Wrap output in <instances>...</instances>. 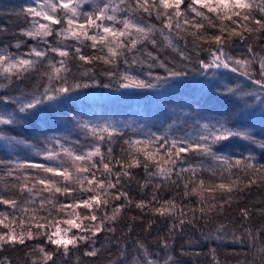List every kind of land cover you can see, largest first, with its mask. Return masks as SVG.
Wrapping results in <instances>:
<instances>
[{"label": "snow or ice", "instance_id": "6c2138e0", "mask_svg": "<svg viewBox=\"0 0 264 264\" xmlns=\"http://www.w3.org/2000/svg\"><path fill=\"white\" fill-rule=\"evenodd\" d=\"M5 16L15 17L6 24L18 30L0 24V40L13 37L0 42V149L9 157L0 159V253L23 247L25 264H84L82 257L102 254L103 264H180L175 234L202 221L213 225L200 229L203 240L230 239L250 250L232 253L245 257L237 264H264V224L213 223L264 185V0H28L0 11ZM193 84L199 108L174 106L171 123L155 131L97 114L88 103L97 88ZM211 104L224 111L204 106ZM68 108L74 115L65 114ZM256 113L260 129L240 122ZM236 140L245 152L227 150ZM132 184L144 194L151 188L150 199L134 200ZM168 185L176 191L161 199ZM193 197L196 205L185 210ZM258 203L239 209L244 221L253 210L264 218V200ZM133 205L141 215L171 220L167 234L129 244V223L116 237ZM209 251L221 264L216 249ZM0 264L13 261L0 255Z\"/></svg>", "mask_w": 264, "mask_h": 264}, {"label": "trees", "instance_id": "16d2710c", "mask_svg": "<svg viewBox=\"0 0 264 264\" xmlns=\"http://www.w3.org/2000/svg\"><path fill=\"white\" fill-rule=\"evenodd\" d=\"M28 2V0H0V11H7L12 8H18L21 5H24ZM188 0H185L187 3ZM15 21V17H0V24H5V26L9 27L10 32L14 30H18V25L15 27L12 24H6V21ZM153 23L156 21L153 19ZM13 37L11 35L4 37L0 42H5L8 40H12ZM31 43V41H29ZM239 44V42H237ZM242 47V45H240ZM238 50V49H237ZM89 54H91L92 50H87ZM166 55L175 56V53L168 50ZM162 71V70H161ZM189 79H192L189 77ZM197 79H200L197 77ZM117 92H126L130 93V95L126 96H118L113 95L110 96L109 93H117ZM131 93H139V95H133ZM95 95H102L100 97H92L91 100L88 101L89 105L96 111L97 114H106L111 116L113 119H121L127 120L129 122H133V127L137 124L146 125L149 128H152L153 131L156 130L157 127L161 125L166 126L168 123H171V118H174V113L170 111L174 106L181 104H191L193 109H198L199 106L195 103V101L200 99V91L198 85H190L183 88L172 89L165 91L164 89H152V90H132V89H100L97 88L95 90ZM205 107L212 108L218 111H224L225 106L219 104H211L204 105ZM229 110H231L230 106H228ZM191 109L185 108L184 111H190ZM66 115H74L71 111V108L65 110ZM178 114V113H177ZM240 122L255 124L257 129H260L258 113L254 114V116H245L241 118ZM57 123L63 124L62 121H58ZM68 127H71L68 124ZM119 149H117L118 151ZM229 151H233L236 154H240L245 152V142L236 140L233 141L232 144L228 146ZM6 150L0 149V159L7 160L9 157L4 155ZM19 154V153H18ZM246 154V153H245ZM259 156V152L256 153ZM260 163H264V160H261ZM138 178L143 177V171L138 170L137 172ZM206 181H210L212 183H216L218 181L213 180L210 176L205 174L203 177ZM159 182L158 180L156 181ZM2 187V185H0ZM129 195L133 197L134 200L141 199H150V194L152 189L149 188L146 190L147 194H144L137 188L135 184H132L128 189ZM176 191L171 185H168L166 188H162L160 190L161 199L171 198L173 193ZM217 198H219L220 193L217 192ZM21 200L24 197H19ZM61 202H67L64 197H60ZM264 200V185L256 186L254 185L250 190L246 191L243 196L238 200L232 203L231 208H226L224 214L219 217H215L213 223L220 222L224 224H230V228H234L242 222L245 226L251 224L253 227H258L261 224H264V218L259 217L255 210L252 212V218L250 221H244L243 217L240 215L239 209L242 207L248 208H258L260 204L258 201ZM177 203H180L179 198L177 199ZM196 198L193 197L191 200L184 201V208L195 206ZM110 211V209H109ZM147 212V209H145ZM19 215V213H17ZM45 213H41L44 215ZM82 214L83 210H82ZM55 215V213H53ZM97 215H100L98 212ZM197 215H199L197 213ZM131 216L139 217L138 220L132 222L130 220ZM149 220H154L152 228L149 231H145V227ZM231 222V223H230ZM129 223H133V230L131 233V237L129 240V244H131V240L139 237L145 242H152L155 239H158L162 235H166L168 231V226L172 223L171 220L161 217V216H153L150 213L148 215H141L139 209H137L134 205L126 212L122 214V218L120 223L117 226V231L115 233L116 237H120L125 231L126 226ZM213 225H208L205 227L202 221L198 222L196 227L191 225H185L184 231L175 234L176 239L174 241V254L180 259V264H214L212 261V255L210 253V249H216V256L221 262L224 264V261H227V264H237L238 260H243L245 257L243 255H232L233 252L243 253L249 252L250 250L247 247H241L239 244H232L229 240L224 242V245H220L216 240H208L205 241L201 237L200 229L203 228L205 232L208 231L209 228H212ZM215 235V233H213ZM103 237H101L102 239ZM40 242V241H37ZM198 242V243H197ZM29 247L33 244V241L28 242ZM99 247V245H97ZM181 250L185 252H200L202 255L200 256H184L180 257L179 253ZM25 251L26 249L23 247H19L16 250H7L0 255L10 257L13 261V264H17V261L20 264H25ZM113 253L117 251V249H112ZM83 250H81L80 255L82 256ZM106 254H102L98 258H86L82 257L84 260V264H103ZM247 259L251 260L252 256L249 255Z\"/></svg>", "mask_w": 264, "mask_h": 264}, {"label": "rangeland", "instance_id": "374dc122", "mask_svg": "<svg viewBox=\"0 0 264 264\" xmlns=\"http://www.w3.org/2000/svg\"><path fill=\"white\" fill-rule=\"evenodd\" d=\"M100 96H102V95H95V94H93V97H100Z\"/></svg>", "mask_w": 264, "mask_h": 264}]
</instances>
